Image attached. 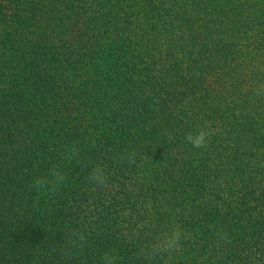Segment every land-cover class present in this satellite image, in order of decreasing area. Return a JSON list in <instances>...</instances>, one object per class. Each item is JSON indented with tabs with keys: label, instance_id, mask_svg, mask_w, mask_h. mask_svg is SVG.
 I'll return each instance as SVG.
<instances>
[{
	"label": "trees",
	"instance_id": "obj_1",
	"mask_svg": "<svg viewBox=\"0 0 264 264\" xmlns=\"http://www.w3.org/2000/svg\"><path fill=\"white\" fill-rule=\"evenodd\" d=\"M89 160L107 190L86 182ZM53 164L67 183L37 191ZM173 226L180 248L148 259ZM69 227L87 240L65 257ZM105 252L264 264V0H0V264Z\"/></svg>",
	"mask_w": 264,
	"mask_h": 264
},
{
	"label": "clouds",
	"instance_id": "obj_2",
	"mask_svg": "<svg viewBox=\"0 0 264 264\" xmlns=\"http://www.w3.org/2000/svg\"><path fill=\"white\" fill-rule=\"evenodd\" d=\"M212 134L211 129L201 128L193 134L189 132L185 135V140L194 148H204L207 146L208 138ZM117 160L128 165H134L136 161V153L134 149L126 150L117 156ZM85 168L88 170L85 177L86 182L94 188L101 191L109 188L110 176L101 161L89 160L85 163ZM68 181L66 173L62 168L53 164L43 175L36 176L33 180V187L37 191L54 193L62 188ZM216 235L218 242L230 243L229 235L226 231L217 230ZM183 234L179 227L173 226L170 230L161 233L155 240L148 245L145 255L148 259L164 254L172 253L178 250L181 246ZM87 240L86 232L78 227H69L65 234L64 246L62 249L65 257L72 255L74 249L81 247ZM118 257L113 252H105L101 256V264H117Z\"/></svg>",
	"mask_w": 264,
	"mask_h": 264
}]
</instances>
